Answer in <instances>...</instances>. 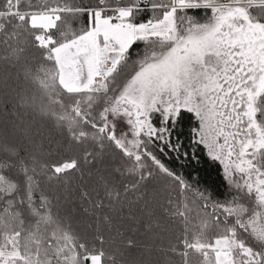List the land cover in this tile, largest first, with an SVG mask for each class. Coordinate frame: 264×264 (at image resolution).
<instances>
[{
  "label": "snow or ice",
  "instance_id": "6c2138e0",
  "mask_svg": "<svg viewBox=\"0 0 264 264\" xmlns=\"http://www.w3.org/2000/svg\"><path fill=\"white\" fill-rule=\"evenodd\" d=\"M0 264H264V0H0Z\"/></svg>",
  "mask_w": 264,
  "mask_h": 264
},
{
  "label": "trees",
  "instance_id": "16d2710c",
  "mask_svg": "<svg viewBox=\"0 0 264 264\" xmlns=\"http://www.w3.org/2000/svg\"><path fill=\"white\" fill-rule=\"evenodd\" d=\"M201 180L204 182L202 186L206 185L213 190H215V188L220 184V179L216 168L207 164H203L201 167Z\"/></svg>",
  "mask_w": 264,
  "mask_h": 264
}]
</instances>
